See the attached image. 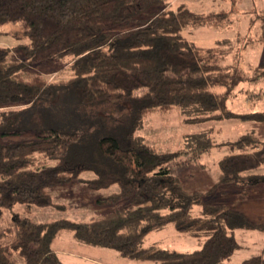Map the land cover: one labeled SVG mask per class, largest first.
<instances>
[{
    "label": "trees",
    "instance_id": "16d2710c",
    "mask_svg": "<svg viewBox=\"0 0 264 264\" xmlns=\"http://www.w3.org/2000/svg\"><path fill=\"white\" fill-rule=\"evenodd\" d=\"M230 13L195 12L183 3L172 7L168 0H0V26L15 25L10 33L24 41L0 47V220L4 210L23 205L22 213L13 212L10 225L0 229V264H16L14 255L25 264H61L52 248L60 230L70 231L81 244L114 249L125 258L218 264L242 247L235 230L264 231L263 220L205 200L217 188L250 192L264 183V174L251 172L264 165V139L248 131L216 143L210 128L186 135L179 150L161 153L135 134L148 113L175 107L194 121L264 117L227 108L241 81L264 76L262 66L248 76L238 64H223L227 51L218 48L226 40L203 47L183 34L191 25L224 24ZM14 48L17 58L11 56ZM64 59L71 71L67 79L48 81L34 68ZM57 87L70 88L82 105L110 103L123 112V130L94 144L102 168L68 158L80 139L78 131L15 127L22 110L16 107L48 99ZM24 133L32 137L15 139ZM222 146L228 153L218 160L216 181L207 190H187L172 172ZM107 165L118 168L108 170ZM87 170L96 174L83 181L90 190L118 185L117 192L103 198L112 205L109 211L85 222L30 218L32 207L52 205V188L80 180ZM168 224L195 238L199 248L144 245L149 233ZM241 264H264V256L251 255Z\"/></svg>",
    "mask_w": 264,
    "mask_h": 264
},
{
    "label": "rangeland",
    "instance_id": "374dc122",
    "mask_svg": "<svg viewBox=\"0 0 264 264\" xmlns=\"http://www.w3.org/2000/svg\"><path fill=\"white\" fill-rule=\"evenodd\" d=\"M168 1L172 7L183 3L195 12L229 8L231 14L226 25H191L183 29V34L196 45L203 47L214 46L219 40L227 38V43H221L220 48H218L221 51L224 49L229 50L223 61L225 64H234L239 62L240 59L241 61L244 59L246 62L251 61L252 64H264V0ZM245 11L249 12L246 13ZM15 28V25L12 24L0 26V47L13 48L24 42L10 33ZM11 56L13 58L19 56L15 48L11 49ZM68 63L69 61L64 59L62 63H57L55 66L41 65L34 68L40 71L48 81H59L67 79L71 75ZM250 72L247 71V73ZM240 84L233 90L234 92L227 102L228 110L239 114L259 112L264 116V108L258 110L260 108L255 107L253 110L248 108L245 103L246 93L261 91L260 96L264 104V76L255 83ZM217 89L221 90L219 87ZM75 98L76 96L70 92V88H54L50 98L40 99L31 106L16 107L15 109L22 110L14 121V125L21 129L38 128L41 130L56 127L68 131H78L80 139L69 151L68 158L74 162L102 168L104 164H101L100 157L95 153L94 144L101 136L117 135L123 130L124 125L120 117L123 112L112 108L110 103L87 106L80 104ZM210 128L215 129L211 136L216 143L234 140L239 135L251 130L255 131L257 137L264 139V117L261 120L251 118L215 120L211 118L194 121L189 120L186 113L181 112L178 107L164 113L157 111L148 113L135 134L141 135L144 141L153 146L157 152L170 153L184 146L186 135L199 133ZM30 137H32V134L24 133L19 137H15V139ZM227 152L226 146L212 147L208 152L202 153L189 164L174 167L172 172L182 179L187 190L205 191L216 181L217 162ZM105 167L113 171L118 168L112 165ZM251 172L264 173V165ZM80 177V180L52 188V205L34 207L29 213L30 218L35 222H50L62 218L85 222L91 217H97L109 211L112 208L111 203L105 202L102 198L109 191L119 189L118 185L114 184L110 189L106 188L107 190H90L83 181L95 178L96 174L87 170ZM224 189L225 192H222L221 188L215 189L214 192L205 197V200L223 204L242 212L246 210L247 213H243L248 218L264 221V218L259 217V214L264 211V183L254 186L250 192L232 186ZM252 208V212L249 213ZM22 211L23 205L20 204L15 205L11 210H4L3 219L0 220V229L10 225V217L13 212L21 214ZM58 233L61 234L54 240V247L56 248L62 245V240L66 241V235L70 231L60 230ZM240 234L241 236H239ZM236 239L246 246L241 250L237 249V252L235 251L229 259L222 260L218 264H241L244 257L250 256L254 252H263L264 254V231L240 229L236 232ZM144 245L177 251H192L199 248L198 241L195 238L186 232L178 231L172 224L166 225L159 231L149 233L145 237ZM56 257H59L58 260H60L63 256L57 255ZM122 258L128 259V261L123 259V263L119 260L122 262L121 264H157L153 260L145 258ZM12 259L16 264H25L18 255L12 256ZM112 262L119 264L115 260Z\"/></svg>",
    "mask_w": 264,
    "mask_h": 264
},
{
    "label": "crops",
    "instance_id": "0c3cea01",
    "mask_svg": "<svg viewBox=\"0 0 264 264\" xmlns=\"http://www.w3.org/2000/svg\"><path fill=\"white\" fill-rule=\"evenodd\" d=\"M219 10H229L231 11L229 8H220V9H217V10H210V11H219ZM251 11V10H249ZM249 11H245L246 13H248ZM209 12V11H208ZM231 14V13H230ZM229 14V16H230ZM227 23V22H226ZM226 23H224V25H226ZM214 26V25H213ZM222 40H226L228 41L227 38H223L219 41H222ZM218 41V42H219ZM217 42V43H218ZM225 44V43H224ZM227 51V55L229 53V50L225 49ZM226 55V57H227ZM225 57V58H226ZM224 58V59H225ZM224 61V60H223ZM241 61V59H240ZM236 62V63H227L226 65H235V64H238V66L240 67V69L244 72V74L250 76L251 73H252V70L256 67V66H262V70H264V64L262 63H259V64H252L251 61H248L246 62L244 59L241 61V62ZM223 64H225L223 62ZM247 71H251L250 73H247ZM261 77L255 79V80H250V79H246V80H243L241 81L240 83L242 84H247V83H255L257 82ZM239 83V84H240ZM239 84L237 86H239ZM236 86V87H237ZM241 86V84H240ZM235 87V88H236ZM234 92V91H233ZM232 92V94H233ZM231 94V96H232ZM261 91H253V92H250V93H246V99H245V103L247 104L248 108L250 109H255V107L257 108H260L258 110H261L264 108V104H263V101L261 99ZM230 96V98H231ZM229 98V99H230ZM228 99V101H229ZM227 101V102H228ZM257 105V106H256ZM227 106H228V103H227ZM257 110V109H256ZM249 113H259V112H249ZM216 128V127H214ZM213 128V129H214ZM220 128V127H219ZM217 130H220L218 128H216ZM215 130V129H214ZM213 130V131H214ZM255 133L254 130H251ZM240 136V135H239ZM228 153V152H227ZM223 156V155H222ZM217 169H216V176L217 177ZM252 173H256V172H252ZM257 174H259L257 172ZM260 174H264V173H260ZM113 186V185H112ZM111 187V186H110ZM110 187H108L107 189H110ZM105 188V190H107ZM118 189L116 191L114 190H111L108 192L107 195L103 196L104 198L108 197L111 193H114V192H117ZM103 199V198H102ZM256 205V203L254 204V206ZM34 207L31 208L30 212L32 211ZM253 210V208L251 210H249L251 213ZM244 213H247L246 210L243 211ZM260 218H264V211H262L260 214H259ZM32 219V218H31ZM34 221V220H33ZM240 230V229H238ZM236 232L237 230H235V236H236ZM61 233H57L56 237L58 238V236L60 235ZM66 241H61L62 242V245L59 246V248L57 247H54V241L52 243V248L54 250V253L57 255H61L63 256L59 261L61 262V264H115L113 263L112 261L115 260V261H118L119 264H121L122 262L124 263L122 256H120L117 251H115L114 249H110V248H105V247H97V246H90V245H85V244H81L79 243L74 237H73V234L70 232V233H67L66 235ZM241 236V234L239 235ZM55 237V238H56ZM54 238V240H55ZM246 245H242L241 248H244ZM62 247V248H61ZM241 248H239L238 250H241ZM237 252V251H236ZM256 254H260V255H263V252L260 253V252H254V254H251V255H256ZM250 255V256H251ZM249 257V256H247ZM247 257H244L243 260ZM59 259V257H57ZM103 259V260H102ZM122 262H120V261ZM124 260H127L128 259H124ZM242 260V261H243Z\"/></svg>",
    "mask_w": 264,
    "mask_h": 264
}]
</instances>
